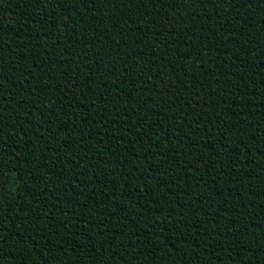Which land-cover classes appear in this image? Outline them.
I'll list each match as a JSON object with an SVG mask.
<instances>
[{
    "label": "trees",
    "instance_id": "trees-1",
    "mask_svg": "<svg viewBox=\"0 0 264 264\" xmlns=\"http://www.w3.org/2000/svg\"><path fill=\"white\" fill-rule=\"evenodd\" d=\"M0 264H264V0H0Z\"/></svg>",
    "mask_w": 264,
    "mask_h": 264
}]
</instances>
